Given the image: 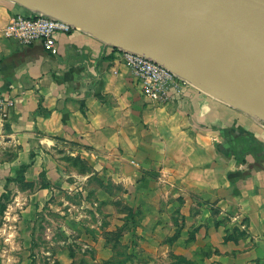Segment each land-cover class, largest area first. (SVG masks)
Listing matches in <instances>:
<instances>
[{
    "label": "crops",
    "instance_id": "obj_1",
    "mask_svg": "<svg viewBox=\"0 0 264 264\" xmlns=\"http://www.w3.org/2000/svg\"><path fill=\"white\" fill-rule=\"evenodd\" d=\"M23 12L32 13L0 0V91L15 101L0 117V197L8 188L17 205L31 195L42 207L50 184L58 191L55 181L69 175L60 167L70 153L123 185L159 257L264 264V120L192 85L168 103L152 101L119 49L83 30L58 34L56 55L6 37ZM24 165V182L8 184ZM25 184L36 192L20 190Z\"/></svg>",
    "mask_w": 264,
    "mask_h": 264
},
{
    "label": "rangeland",
    "instance_id": "obj_2",
    "mask_svg": "<svg viewBox=\"0 0 264 264\" xmlns=\"http://www.w3.org/2000/svg\"><path fill=\"white\" fill-rule=\"evenodd\" d=\"M187 83L209 94L201 84ZM62 160L69 175L55 181L58 191L50 184L53 194L42 207L31 205V195L17 205L12 193L0 214V264H192L174 254L159 257L142 240L141 215L132 213L122 184L101 180L92 165L70 153ZM42 176L45 185L46 172ZM31 186L19 188L35 193Z\"/></svg>",
    "mask_w": 264,
    "mask_h": 264
},
{
    "label": "water",
    "instance_id": "obj_3",
    "mask_svg": "<svg viewBox=\"0 0 264 264\" xmlns=\"http://www.w3.org/2000/svg\"><path fill=\"white\" fill-rule=\"evenodd\" d=\"M33 13H42L74 25L104 39L119 50L141 54L169 67L176 62L220 89L250 104L264 115V85L251 81L208 51L185 29L167 32L149 17L110 11L101 0H11ZM213 21L224 31L235 33L264 51V0H163ZM196 84V80L190 79ZM200 85V84H199ZM203 87V86H201ZM204 88V87H203ZM229 105V104H228ZM233 106L242 111L241 107ZM264 120V117L257 115Z\"/></svg>",
    "mask_w": 264,
    "mask_h": 264
},
{
    "label": "bare ground",
    "instance_id": "obj_4",
    "mask_svg": "<svg viewBox=\"0 0 264 264\" xmlns=\"http://www.w3.org/2000/svg\"><path fill=\"white\" fill-rule=\"evenodd\" d=\"M110 11L130 14L136 18L149 17L167 32L185 29L188 36L197 40L208 51L217 55L230 67L238 70L251 81L264 85V51L235 33L224 31L213 21L200 18L197 13L178 8L163 0H101ZM169 67L179 74L196 80L215 98L229 105L264 117L246 101L220 89L182 65L168 61Z\"/></svg>",
    "mask_w": 264,
    "mask_h": 264
},
{
    "label": "built area",
    "instance_id": "obj_5",
    "mask_svg": "<svg viewBox=\"0 0 264 264\" xmlns=\"http://www.w3.org/2000/svg\"><path fill=\"white\" fill-rule=\"evenodd\" d=\"M79 30L65 20L42 13H17L13 15L4 29L8 38L15 39L23 45L36 42L43 43L45 49L56 55L59 53L57 35ZM123 61L133 69L139 79L143 92L150 100L168 103L176 96H182L187 80L180 78L167 67L141 54L127 50H118ZM15 101L0 91V117L8 119Z\"/></svg>",
    "mask_w": 264,
    "mask_h": 264
},
{
    "label": "trees",
    "instance_id": "obj_6",
    "mask_svg": "<svg viewBox=\"0 0 264 264\" xmlns=\"http://www.w3.org/2000/svg\"><path fill=\"white\" fill-rule=\"evenodd\" d=\"M29 165H24L21 170L19 171L17 177L15 179H8V184H10L12 181H18L20 183H23L25 180L24 173L27 171V168ZM11 191L7 188V192L3 193L0 197V214L3 213L7 206L8 202L10 201L11 197Z\"/></svg>",
    "mask_w": 264,
    "mask_h": 264
},
{
    "label": "flooded vegetation",
    "instance_id": "obj_7",
    "mask_svg": "<svg viewBox=\"0 0 264 264\" xmlns=\"http://www.w3.org/2000/svg\"><path fill=\"white\" fill-rule=\"evenodd\" d=\"M228 145L231 147V148H235L239 153H241V148L238 146V142L236 140H231Z\"/></svg>",
    "mask_w": 264,
    "mask_h": 264
}]
</instances>
